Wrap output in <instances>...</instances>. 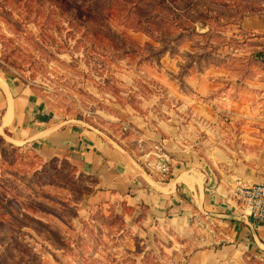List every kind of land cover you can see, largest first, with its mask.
Returning a JSON list of instances; mask_svg holds the SVG:
<instances>
[{
    "label": "rangeland",
    "instance_id": "1",
    "mask_svg": "<svg viewBox=\"0 0 264 264\" xmlns=\"http://www.w3.org/2000/svg\"><path fill=\"white\" fill-rule=\"evenodd\" d=\"M262 35L264 0H0V70L137 154L156 151L159 119L230 114L231 83L264 80ZM243 126L225 118L203 133ZM93 192L71 160L0 134V264H189L200 233L216 231L184 232L125 201L87 204Z\"/></svg>",
    "mask_w": 264,
    "mask_h": 264
},
{
    "label": "crops",
    "instance_id": "2",
    "mask_svg": "<svg viewBox=\"0 0 264 264\" xmlns=\"http://www.w3.org/2000/svg\"><path fill=\"white\" fill-rule=\"evenodd\" d=\"M231 89L230 114L202 107L159 119L151 138L161 147L137 154L98 128L53 113L32 86L0 70V134L45 160H71L93 180L87 204L125 201L169 217L184 232L198 221L216 230L200 233L205 247L189 264H264V220L243 216L234 196L238 185L264 183V80L234 81ZM225 118L244 126L219 128L215 140L203 133ZM160 150L171 169L166 178L154 167Z\"/></svg>",
    "mask_w": 264,
    "mask_h": 264
},
{
    "label": "built area",
    "instance_id": "3",
    "mask_svg": "<svg viewBox=\"0 0 264 264\" xmlns=\"http://www.w3.org/2000/svg\"><path fill=\"white\" fill-rule=\"evenodd\" d=\"M160 147L161 145L157 144L155 149L158 150ZM167 159L165 151L160 150V156L156 155V161L154 160V167L160 171L163 178H166L171 170ZM234 196L243 216L259 221L264 220V183L238 185Z\"/></svg>",
    "mask_w": 264,
    "mask_h": 264
},
{
    "label": "trees",
    "instance_id": "4",
    "mask_svg": "<svg viewBox=\"0 0 264 264\" xmlns=\"http://www.w3.org/2000/svg\"><path fill=\"white\" fill-rule=\"evenodd\" d=\"M258 54H263V55H264V53H261V52H260V53H258Z\"/></svg>",
    "mask_w": 264,
    "mask_h": 264
}]
</instances>
